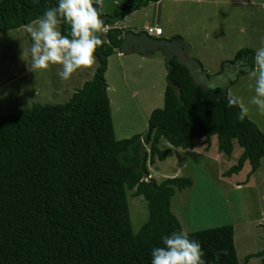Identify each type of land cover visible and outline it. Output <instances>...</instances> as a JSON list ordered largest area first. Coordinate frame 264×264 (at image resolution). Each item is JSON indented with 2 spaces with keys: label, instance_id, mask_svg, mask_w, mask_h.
<instances>
[{
  "label": "trees",
  "instance_id": "trees-1",
  "mask_svg": "<svg viewBox=\"0 0 264 264\" xmlns=\"http://www.w3.org/2000/svg\"><path fill=\"white\" fill-rule=\"evenodd\" d=\"M158 1L136 0L102 15L110 28L94 54L97 68L68 101L0 116V264H151L162 236L182 230L171 199L192 186L190 178L157 183L149 177L148 165L170 156L169 149L158 147L162 139L183 150L203 139L207 151L216 136L218 152L228 156L236 142L242 153L223 177L238 174L246 161L247 178L260 167L264 133L248 117L237 118L240 109L228 106L229 94L221 85L205 90L193 84L175 59L173 86L167 81L163 107L151 112L147 130L115 139L105 72L126 30L113 26ZM55 6L58 0L0 1V34L33 23ZM61 31L68 35L70 27L62 24ZM254 53L240 49L226 62L237 67L234 77L227 76L229 86L254 68ZM225 70L207 77H220ZM130 190L148 211L137 232L130 221ZM189 236L201 244L206 264H239L232 225ZM261 255L249 254L245 262Z\"/></svg>",
  "mask_w": 264,
  "mask_h": 264
},
{
  "label": "rangeland",
  "instance_id": "rangeland-1",
  "mask_svg": "<svg viewBox=\"0 0 264 264\" xmlns=\"http://www.w3.org/2000/svg\"><path fill=\"white\" fill-rule=\"evenodd\" d=\"M133 1L136 0H103L101 11L112 14ZM116 26L133 33L160 27L161 37L166 39L172 37L171 31H176L188 44V56L196 59L209 75L223 68L226 70L221 76L234 77L237 67H226V62L240 49L256 51L264 46V0H161L125 16ZM31 45L27 27L0 34V116L27 111L35 105L65 103L91 79L98 65L77 71L67 81L59 76L60 66L34 72ZM105 81L115 139L144 133L151 112L164 104L167 68L163 52L156 50L148 57L138 53L117 57L114 52L107 59ZM254 85L249 73L242 75L228 86V94L243 100L249 108L248 119L264 133V115L251 104ZM195 142V150H183L162 139L158 147L169 149L170 156L148 165L149 177L157 183L166 178H190L192 186L177 190L171 199V211L182 230L191 233L230 224L239 264H264V255L245 262L249 253L264 252V158L245 184L250 172L247 161L238 174L223 177L242 153L236 142L229 156L218 152L216 136L211 138L205 153L203 139ZM133 192L127 191V198L132 229L137 232L148 211L146 202Z\"/></svg>",
  "mask_w": 264,
  "mask_h": 264
},
{
  "label": "clouds",
  "instance_id": "clouds-1",
  "mask_svg": "<svg viewBox=\"0 0 264 264\" xmlns=\"http://www.w3.org/2000/svg\"><path fill=\"white\" fill-rule=\"evenodd\" d=\"M102 7L103 0H58V6L47 9L27 25L32 40L31 70L50 71L60 66L59 76L67 81L77 71L92 69L97 63L94 54L102 46L101 37L107 31ZM62 24L70 27L68 35L62 33ZM253 62L254 68L249 70L255 81L251 104L264 115V46L255 51ZM227 103L240 109L237 118L241 122L249 116V108L241 98L229 94ZM161 239L162 246L152 250L151 264H206L201 244L191 239L187 231L172 232Z\"/></svg>",
  "mask_w": 264,
  "mask_h": 264
},
{
  "label": "water",
  "instance_id": "water-1",
  "mask_svg": "<svg viewBox=\"0 0 264 264\" xmlns=\"http://www.w3.org/2000/svg\"><path fill=\"white\" fill-rule=\"evenodd\" d=\"M120 38L121 45L115 50V52L120 54L138 53L144 57H148L154 51L161 50L165 57L167 81L172 86L173 81L171 80V76L173 72V64L171 61L175 59L179 65L188 70V74L192 78L193 84L208 90L212 87L209 80H213V86L221 85L224 90V95L228 94V80H221L220 83H218L220 79L217 77L209 79L207 74L202 70L201 64L196 59L188 56L186 51L188 44L181 38H154L149 36L146 32L133 33L131 31L122 33Z\"/></svg>",
  "mask_w": 264,
  "mask_h": 264
},
{
  "label": "crops",
  "instance_id": "crops-1",
  "mask_svg": "<svg viewBox=\"0 0 264 264\" xmlns=\"http://www.w3.org/2000/svg\"><path fill=\"white\" fill-rule=\"evenodd\" d=\"M159 1H161V0H159ZM159 1H158V2H159ZM158 2H156V4H157ZM124 18H125V17H124ZM124 18H123V19H124ZM123 19H122V20H123ZM25 27H27V26H25ZM113 27H116V28L121 29L120 27H117L116 24H115ZM22 28H24V27H22ZM158 28H160V27H158ZM160 29H161V28H160ZM122 30H123V29H122ZM161 30H162V29H161ZM145 32H146V31H145ZM162 34H163V30H162V32H161V35H162ZM170 34H171L172 37H170L169 39H171V38H175V37H178V36H179L178 38H180V35H179L176 31H171ZM161 35H160L159 38H162ZM165 39H166V38H165ZM181 39H182V38H181ZM115 53H116L117 57H118V55L120 54V53H118V52H115ZM202 70L204 71L203 68H202ZM204 72H205L206 74H208L207 71H204ZM93 74H94V73H93ZM208 75H209V74H208ZM221 77H222V76H221ZM217 78H220V77H217ZM224 80H226V79H224ZM204 147H205V146H204ZM195 148H196V147H195ZM195 148L192 149V150H195ZM188 150H189V149H188ZM203 152H204V153L206 152V151H205V148H204V151H203ZM263 158H264V157H263ZM263 158H262V159H263ZM262 159H261V160H262ZM260 165H261V163H260ZM254 173H255V172H254ZM254 173L250 174V176H249L248 178H246L245 182H243V183L248 184L249 181L252 179ZM260 252L262 253V255H264V252H263V251H258V252L249 253V254H256V253H260ZM249 260H250V259H249ZM249 260H248V261H249ZM262 262H264V259H262Z\"/></svg>",
  "mask_w": 264,
  "mask_h": 264
},
{
  "label": "built area",
  "instance_id": "built-area-1",
  "mask_svg": "<svg viewBox=\"0 0 264 264\" xmlns=\"http://www.w3.org/2000/svg\"><path fill=\"white\" fill-rule=\"evenodd\" d=\"M162 30L158 27H152V28H148V30L146 31V33L154 38H158L161 35Z\"/></svg>",
  "mask_w": 264,
  "mask_h": 264
},
{
  "label": "flooded vegetation",
  "instance_id": "flooded-vegetation-1",
  "mask_svg": "<svg viewBox=\"0 0 264 264\" xmlns=\"http://www.w3.org/2000/svg\"><path fill=\"white\" fill-rule=\"evenodd\" d=\"M231 72H232V71H231ZM210 78H211V77H210ZM210 78H209V79H210ZM226 78H228L227 75H226V77H225V76H222V77L219 78V79H220L219 81L224 80V79H226ZM226 80H227V79H226ZM209 83H210L211 85H213V84H214V81H213V80H209Z\"/></svg>",
  "mask_w": 264,
  "mask_h": 264
}]
</instances>
